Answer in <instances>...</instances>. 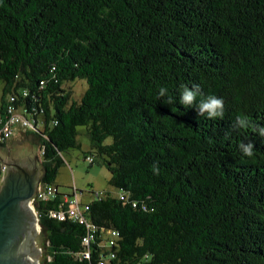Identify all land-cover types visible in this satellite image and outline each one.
<instances>
[{
  "label": "trees",
  "instance_id": "trees-1",
  "mask_svg": "<svg viewBox=\"0 0 264 264\" xmlns=\"http://www.w3.org/2000/svg\"><path fill=\"white\" fill-rule=\"evenodd\" d=\"M0 82V147L11 103L54 188L42 264H264V0H0ZM195 85L222 118L179 104ZM78 127L115 189L84 204L54 185Z\"/></svg>",
  "mask_w": 264,
  "mask_h": 264
},
{
  "label": "water",
  "instance_id": "water-1",
  "mask_svg": "<svg viewBox=\"0 0 264 264\" xmlns=\"http://www.w3.org/2000/svg\"><path fill=\"white\" fill-rule=\"evenodd\" d=\"M3 161L0 177V264H36L39 249L33 195L39 181L34 158Z\"/></svg>",
  "mask_w": 264,
  "mask_h": 264
},
{
  "label": "rangeland",
  "instance_id": "rangeland-1",
  "mask_svg": "<svg viewBox=\"0 0 264 264\" xmlns=\"http://www.w3.org/2000/svg\"><path fill=\"white\" fill-rule=\"evenodd\" d=\"M73 98H78L79 94L85 89V82L81 79H75L73 81ZM0 93H1V82H0ZM78 135L77 141L79 146L77 148H69L66 151L62 152V157L65 159L63 163L58 168V171L55 175L54 183L57 184V193L60 194H68L70 193L71 188H76L80 190L79 199L81 203H87L93 196V192L95 191H108L114 192V188L110 186L107 182L108 172L106 168L98 163H91L83 158L88 150V140L85 134L83 133V129L78 127ZM24 150V151H22ZM36 155V147L30 148V146L26 145V149H21L20 154L22 155ZM38 158V155H36ZM64 166L63 169L61 166ZM38 225L37 233H38V245L37 248H40L39 256L36 264H42L46 255L44 252L45 248V238L42 233V230Z\"/></svg>",
  "mask_w": 264,
  "mask_h": 264
},
{
  "label": "clouds",
  "instance_id": "clouds-1",
  "mask_svg": "<svg viewBox=\"0 0 264 264\" xmlns=\"http://www.w3.org/2000/svg\"><path fill=\"white\" fill-rule=\"evenodd\" d=\"M183 90L180 94L179 104L185 108L192 107L195 104V109L197 110L199 117H206L208 119H215L218 117H223L224 114V101L222 98H217L215 96H207L202 98L197 104V96L200 95L199 86L195 85L191 88L187 86H182ZM167 94V89L161 87L159 89V97H164ZM174 101L172 97H168L167 104H172ZM235 128L244 129L249 126L248 120L246 117L238 116L233 125ZM258 135L261 138H264V127L258 128ZM240 151L244 156L251 157L253 155L254 146L252 143H241L239 145Z\"/></svg>",
  "mask_w": 264,
  "mask_h": 264
},
{
  "label": "built area",
  "instance_id": "built-area-1",
  "mask_svg": "<svg viewBox=\"0 0 264 264\" xmlns=\"http://www.w3.org/2000/svg\"><path fill=\"white\" fill-rule=\"evenodd\" d=\"M12 100H13V97L9 95L8 102H11ZM5 111H6V119L2 122L1 131H2V135L6 139L10 137L12 133V126L14 124L24 129H28L31 127L30 121L27 118H25L21 113H18L17 111H15L11 103L6 104ZM88 159L90 158L88 157ZM5 167H6L5 164L0 162V174L1 175H3L5 171ZM53 189L54 188L52 186H47L46 188H44L41 185H38L34 190L33 203L35 204V199L37 198L48 197L52 193ZM64 200L69 202L68 213L72 215L74 218H77L80 215V213L75 204V198L74 197H69V198L64 197ZM34 214H35V220H36V227L38 228V225H37L38 224V214L36 213L35 208H34ZM52 215L56 216L57 218L63 217V215L59 212H54L52 213ZM38 249L39 251H41L40 248Z\"/></svg>",
  "mask_w": 264,
  "mask_h": 264
},
{
  "label": "crops",
  "instance_id": "crops-1",
  "mask_svg": "<svg viewBox=\"0 0 264 264\" xmlns=\"http://www.w3.org/2000/svg\"><path fill=\"white\" fill-rule=\"evenodd\" d=\"M26 145L30 146V148L36 147V155L37 153V141L36 138L28 132V130L14 124L12 126V133L10 135V138H8L3 146L0 147V159L3 161H18V160H26L29 158H34L35 164L39 168V175H40V167H39V155L38 158L36 155H33L30 153V155H18L20 153L21 149H26ZM24 151V150H22ZM18 153V154H17ZM65 160V159H64ZM63 169V165L61 166ZM40 185V182L38 181L36 184V187ZM56 190L57 184H55ZM79 194H77L79 199ZM80 201V199H79Z\"/></svg>",
  "mask_w": 264,
  "mask_h": 264
},
{
  "label": "flooded vegetation",
  "instance_id": "flooded-vegetation-1",
  "mask_svg": "<svg viewBox=\"0 0 264 264\" xmlns=\"http://www.w3.org/2000/svg\"><path fill=\"white\" fill-rule=\"evenodd\" d=\"M30 159H31V158H29V159H28V163H30V162H31V160H30Z\"/></svg>",
  "mask_w": 264,
  "mask_h": 264
}]
</instances>
